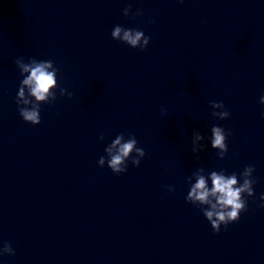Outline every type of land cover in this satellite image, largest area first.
Returning a JSON list of instances; mask_svg holds the SVG:
<instances>
[{
	"label": "water",
	"instance_id": "1",
	"mask_svg": "<svg viewBox=\"0 0 264 264\" xmlns=\"http://www.w3.org/2000/svg\"><path fill=\"white\" fill-rule=\"evenodd\" d=\"M116 25L147 49L113 39ZM18 58L53 61L73 94L57 89L39 125L18 111ZM261 96L264 0H0V247L15 250L0 264H264ZM213 126L232 132L223 159ZM121 133L146 155L117 175L98 161ZM248 165L255 196L217 234L186 201L188 178Z\"/></svg>",
	"mask_w": 264,
	"mask_h": 264
},
{
	"label": "clouds",
	"instance_id": "2",
	"mask_svg": "<svg viewBox=\"0 0 264 264\" xmlns=\"http://www.w3.org/2000/svg\"><path fill=\"white\" fill-rule=\"evenodd\" d=\"M180 2L182 3L183 0H180ZM123 15L125 17L131 15L135 19L136 16L143 15V12L137 9L133 14L131 5H129L123 10ZM154 22L150 21V23ZM111 35L113 39L141 51L147 49L151 40V37L146 36L143 31L126 29L120 25L114 27ZM15 64L24 77L19 87L16 103L19 114L25 122L33 125L41 123V104L54 103L58 99L57 89H59L61 96L67 95L70 99L72 98V93L68 92L66 88L60 87L58 82L59 69L53 61L32 58L25 63L23 58H18ZM260 103L264 104V96H261ZM211 107L213 109H223L212 113L219 120L228 119L231 115L222 101H212ZM211 133V147L218 150L220 159L225 158L229 150L227 138L232 134L231 130L226 131L223 127L213 126ZM103 139L104 136L101 135L100 140ZM204 139L199 131L193 133L192 151L197 154V157L205 147L200 143ZM105 152L107 156L99 158V166L104 167L107 163L112 172L117 175L128 171L129 161L132 165L139 167L141 159L146 155L145 150L138 147L135 135L129 134L126 139L123 133L116 136L111 144L105 148ZM254 172L255 166L248 165L239 175L235 172L226 175L225 171H212L206 177L204 174L205 168L200 167L193 176L188 178L190 191L186 201L200 208L214 232L219 234L222 225L227 230L229 224L238 222L241 213L248 210V201L245 196H255L253 186L257 183V180L253 177ZM193 179L195 183L192 182ZM209 179L211 180V187L208 184ZM241 179L243 180L242 183L240 182ZM168 190L170 192L175 191L172 186H168ZM260 200L264 201V194H261ZM260 206L264 207V204ZM5 255H15V250L10 243H4L0 247V257Z\"/></svg>",
	"mask_w": 264,
	"mask_h": 264
}]
</instances>
